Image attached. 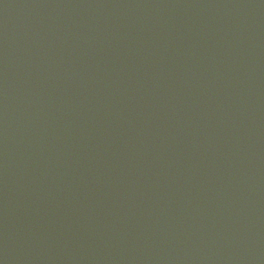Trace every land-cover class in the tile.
I'll use <instances>...</instances> for the list:
<instances>
[{"label":"water","instance_id":"obj_1","mask_svg":"<svg viewBox=\"0 0 264 264\" xmlns=\"http://www.w3.org/2000/svg\"><path fill=\"white\" fill-rule=\"evenodd\" d=\"M0 264H264V0H0Z\"/></svg>","mask_w":264,"mask_h":264}]
</instances>
